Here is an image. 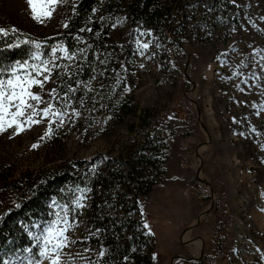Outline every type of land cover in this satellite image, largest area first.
<instances>
[{
    "label": "rangeland",
    "instance_id": "1",
    "mask_svg": "<svg viewBox=\"0 0 264 264\" xmlns=\"http://www.w3.org/2000/svg\"><path fill=\"white\" fill-rule=\"evenodd\" d=\"M66 1L57 0L51 19L41 22L32 18L26 0H0V28L54 34ZM182 1L172 17L184 22L176 30L183 48L168 30L142 29L134 39L136 59L125 62L118 77L133 80V94L142 105L155 106L161 118L177 121L164 176L142 200L154 240L153 264H264V0ZM130 34L123 12L112 41L123 50ZM145 43L147 49L141 46ZM105 62L115 61L109 56ZM105 82L117 85L113 78ZM89 88L93 94L85 100L84 111L60 110L63 122L73 117L88 122L85 140L81 133H72L69 155L103 156L114 152L118 137L143 139L141 133L107 131L114 119L107 105L114 98L103 95L98 79ZM31 103L43 109L49 100ZM36 119L40 123L18 135L11 129L0 133V161L8 153L14 155L13 178L43 165L39 138L49 123L40 115ZM35 143L38 147L33 148ZM2 207L1 198L0 212ZM72 230L66 234L61 259L75 254L77 263L84 264L87 251L74 246L82 227L74 225Z\"/></svg>",
    "mask_w": 264,
    "mask_h": 264
},
{
    "label": "trees",
    "instance_id": "2",
    "mask_svg": "<svg viewBox=\"0 0 264 264\" xmlns=\"http://www.w3.org/2000/svg\"><path fill=\"white\" fill-rule=\"evenodd\" d=\"M182 4V0H67L62 22L54 34L37 36L9 30L8 36L0 35V75H7L3 70L14 61L39 52L41 60L49 61L47 67L51 70L46 73L49 80L43 88L31 89L40 94L41 100L48 99L57 110L72 107L84 111L85 100L93 94L89 84L98 79L104 87L103 95L114 98L107 105L114 119L106 130L143 135V139L133 141L124 136L116 138L114 152L103 156L69 155L72 133H81L84 140L89 134L88 122L73 117L59 126V120L47 125L52 132L43 139L41 168L27 169L13 178L14 155L8 153L7 159L0 161V264H20L15 258L22 260L25 248L38 253V242L30 233H38V227L56 219L58 212L63 217L64 205L68 206L66 218L70 225L66 234H72L74 225L82 227L74 246L87 249L84 264H153L154 240L144 226L142 200L164 176L177 121L172 116L161 118L155 106L142 105L133 94V80L118 77L125 62L131 57L136 59L134 39L142 29L168 30L174 42L183 46L176 30L184 22L177 23L172 17L173 10ZM123 12L130 22L131 34L121 50L112 36ZM31 41L40 47L37 49ZM7 44L19 47L8 48ZM58 45L67 48L68 56L58 51L52 54L51 49ZM109 56L114 58L113 64L105 62ZM38 78L42 80L43 75ZM111 78L117 80L115 87L105 82ZM129 85L131 93L122 95ZM77 186L87 189L79 203ZM62 261L79 264L75 254L64 255Z\"/></svg>",
    "mask_w": 264,
    "mask_h": 264
},
{
    "label": "snow or ice",
    "instance_id": "3",
    "mask_svg": "<svg viewBox=\"0 0 264 264\" xmlns=\"http://www.w3.org/2000/svg\"><path fill=\"white\" fill-rule=\"evenodd\" d=\"M26 3L31 10L32 18L42 22L43 19H51L57 0H26ZM64 26L67 27V25ZM16 31L15 27L11 28V32ZM0 35L8 36L9 30L0 28ZM22 43H28V41ZM31 43L37 49L40 47L35 41H31ZM137 43L140 42L137 41ZM141 46L144 49L149 47L147 43ZM7 47L13 48L19 47V45L7 44ZM57 50L68 56V50L63 45L53 46L51 49L52 54L55 55ZM36 61H39V63ZM48 63L47 60H41L39 52H30L27 59L16 60L7 69L3 70L6 71L7 75H0V133L11 129L13 135H18L22 131L30 129L34 124L40 123V120L36 119L37 115H40L41 119L48 118L49 125L56 123L57 120H59L57 126L63 123L64 113L55 109L52 103H49L43 109H39L31 103L34 101L36 105H39L41 102L40 94L34 93L31 89L33 86L43 88L44 83L49 80V75L46 74L51 71L47 67ZM42 75L43 79L41 80L38 77ZM73 113L76 114L75 109H73ZM51 132L52 129L49 127L39 139H45L51 135ZM32 147H38V143L33 144ZM261 147L264 148V145H261ZM77 191L81 193L80 196L76 197V201L79 203L85 198L83 193L87 189L77 186ZM16 207H19V205H16ZM63 207L66 210L63 217L56 213V219L47 222L41 231L30 233L34 242H38L39 251L36 253L25 248L23 251L28 252L29 255L22 260L20 257L15 258L20 260V264H43L45 260L48 261V264H63L60 253L61 249L66 246V232L70 226L66 218L68 206L64 205ZM60 225H63V227ZM144 226L148 227L147 224ZM100 254L103 255V251ZM3 264H11V261H4Z\"/></svg>",
    "mask_w": 264,
    "mask_h": 264
},
{
    "label": "bare ground",
    "instance_id": "4",
    "mask_svg": "<svg viewBox=\"0 0 264 264\" xmlns=\"http://www.w3.org/2000/svg\"><path fill=\"white\" fill-rule=\"evenodd\" d=\"M197 245H198V249H200L201 246H202V243H201V242H198ZM258 253H259V252H258Z\"/></svg>",
    "mask_w": 264,
    "mask_h": 264
},
{
    "label": "water",
    "instance_id": "5",
    "mask_svg": "<svg viewBox=\"0 0 264 264\" xmlns=\"http://www.w3.org/2000/svg\"><path fill=\"white\" fill-rule=\"evenodd\" d=\"M186 77H187V75H186ZM199 172H200V171H199ZM193 225H194V224H192L190 227H193ZM180 257H181V256H179V258H180ZM181 258H182V257H181Z\"/></svg>",
    "mask_w": 264,
    "mask_h": 264
}]
</instances>
